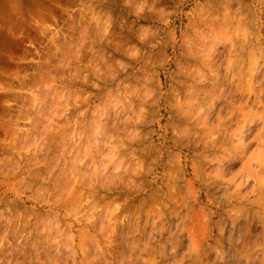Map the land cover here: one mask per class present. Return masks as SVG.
<instances>
[{"label": "clouds", "instance_id": "1", "mask_svg": "<svg viewBox=\"0 0 264 264\" xmlns=\"http://www.w3.org/2000/svg\"><path fill=\"white\" fill-rule=\"evenodd\" d=\"M0 264H264V0H0Z\"/></svg>", "mask_w": 264, "mask_h": 264}]
</instances>
